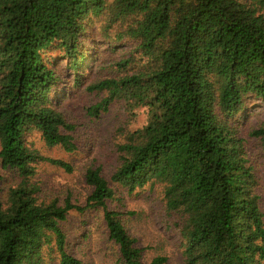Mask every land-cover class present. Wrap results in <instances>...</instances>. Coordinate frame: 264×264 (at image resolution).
Listing matches in <instances>:
<instances>
[{"label":"trees","instance_id":"trees-1","mask_svg":"<svg viewBox=\"0 0 264 264\" xmlns=\"http://www.w3.org/2000/svg\"><path fill=\"white\" fill-rule=\"evenodd\" d=\"M97 43L110 54L127 49L115 75L87 82ZM81 86L103 93L90 117L121 102L145 107L146 123L115 145L109 180L99 167L85 169V205L70 196L63 205L39 201L30 181L36 166L73 167L25 136L35 130L47 146L74 151L76 125L58 109V95ZM255 101L264 105V0H0V167L20 178L0 199V264H80L65 248L61 222L69 210L99 207L120 264H168L163 255L142 260L122 213L106 206L117 198L109 182L129 194L162 184L181 264H264V215L239 135ZM248 135L264 156V124Z\"/></svg>","mask_w":264,"mask_h":264},{"label":"rangeland","instance_id":"rangeland-1","mask_svg":"<svg viewBox=\"0 0 264 264\" xmlns=\"http://www.w3.org/2000/svg\"><path fill=\"white\" fill-rule=\"evenodd\" d=\"M86 62V81L116 74L114 62L119 59L125 46H118L113 54L100 44L91 46ZM52 56V53H48ZM65 91V92H64ZM103 93L87 91L84 86L73 87L58 95V109L65 118L76 125L73 131L76 149L66 152L59 146H47L38 131L32 130L25 136L27 145H32L41 154L62 159L70 163L72 172L58 166L39 163L30 181L38 186V200L49 202L57 199L59 205L70 196L75 205H85L91 192L84 179L88 166L99 167L101 174L109 180L118 164L115 145L127 140L133 130L146 123V108L128 109L121 102H113L99 117H90L87 108L99 100ZM239 135L245 138L250 164L256 179L254 192L259 197V207L264 215V156L257 138L248 132L264 124V105L261 101L249 104L241 115ZM3 178L0 183V199L20 178L15 171L0 167ZM117 198L106 201L108 209L122 213V221L128 232L135 236L143 248L142 260L149 262L156 255L167 257L168 264L182 263V240L175 226L177 217L166 210L161 183L147 184L129 194L125 188L109 182ZM132 211L128 215L126 212ZM264 220V218H263ZM66 234L65 248L80 261V264H120L118 246L108 238L103 218V208H87L83 212L69 210L66 220L61 222ZM48 264H58L54 258Z\"/></svg>","mask_w":264,"mask_h":264}]
</instances>
